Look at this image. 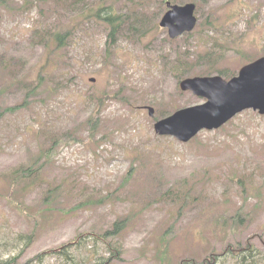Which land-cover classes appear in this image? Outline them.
<instances>
[{
	"label": "rangeland",
	"instance_id": "obj_1",
	"mask_svg": "<svg viewBox=\"0 0 264 264\" xmlns=\"http://www.w3.org/2000/svg\"><path fill=\"white\" fill-rule=\"evenodd\" d=\"M100 2L134 20L135 29L117 34L109 52L107 27L79 14ZM164 8L162 0L0 3L3 256L21 251L15 257L22 264L125 219L114 239L120 258L108 264L200 263L211 252L219 255L216 264H240L223 251L246 243L257 250L254 263L264 264V114L244 110L184 143L154 131L157 119L206 100L179 87L176 52L191 57L217 39L223 45L218 66L235 74L264 54V0H202L198 23L214 26L174 39L157 22ZM63 29L71 32L55 51L45 42ZM104 91L120 98L102 101L92 136L86 121ZM161 103L178 107L161 112ZM52 140L50 162L11 185L12 172L29 166ZM20 234L31 235L26 246ZM98 248L109 256L103 244ZM32 264L63 261L51 254Z\"/></svg>",
	"mask_w": 264,
	"mask_h": 264
},
{
	"label": "trees",
	"instance_id": "obj_2",
	"mask_svg": "<svg viewBox=\"0 0 264 264\" xmlns=\"http://www.w3.org/2000/svg\"><path fill=\"white\" fill-rule=\"evenodd\" d=\"M166 0H162L163 3H165ZM171 2H176L178 0H170ZM3 0H0V3H2ZM191 2H194L196 4V12L198 11V6H200L202 0H191ZM79 14H83V19H90L94 18L99 23L104 24L107 27V52H109V47L114 42L117 34H123V31L125 28L135 29L131 20L127 16H124L125 14H119L113 9V5H103L102 2L98 3L92 8L86 9L82 12H79ZM200 27V29L204 26H214L212 21H206L203 24L200 22L197 25ZM199 30V28H198ZM196 31V30H194ZM70 30L63 29L59 31H54L51 35L49 34V37L45 43L51 42L54 50H58L62 47V44L64 43V36H68L70 34ZM187 33L188 35L192 34ZM213 46L211 48L204 49L202 51L197 52L193 56H188L189 54H181L180 52H176L177 56L175 61L173 62V68L176 73H178V80L184 78V77H190V76H209L212 74H218L225 77H231L235 74V69L233 67L228 66H218L217 60L221 58V51L220 49L223 48L221 46L222 43H219L217 39H214L212 42ZM249 61V60H248ZM244 63V62H243ZM110 97L120 98L118 94H113L110 92L104 91L102 94L96 96V100L98 101L99 107L95 108L96 110L93 112V115L89 117V120L86 122L90 124V133L92 136L95 134L97 128L98 119L101 113L100 105H102V101L104 99H108ZM122 99V98H121ZM124 100V99H122ZM159 106V110L161 112H166L171 109H176L178 106H173L172 108H169V104L161 103ZM14 108V107H13ZM13 108H8L7 110H11ZM6 110V111H7ZM94 119V120H93ZM93 121V123H92ZM75 139H72L71 141H74ZM57 142V140H52V143L50 146L43 147L39 150L37 156L29 166H21L18 167L14 172L15 176L11 177V185L17 183L22 178H29L35 173L36 170L41 168L46 164V162H50V158L52 157V154L54 152V145ZM41 160H43L41 162ZM35 162H39V165H37L36 169L34 167ZM38 164V163H37ZM130 170L127 172V176H131L132 172ZM131 172V173H130ZM244 178L238 177V183H241L242 192L246 193V188H244ZM253 188V187H252ZM255 189V188H253ZM108 196H104V198H107ZM46 201L49 202V198L46 197ZM125 227V219H119L112 225L111 228L105 229L99 233H81L79 234L73 243L70 244H63L59 246L57 249H50L43 251L41 253H38L37 256H33L32 258L28 259L22 264H32L35 261L42 262L43 256L56 254L57 256H60L62 258L63 264H108L114 259L120 258V246H116L117 244L114 242V239L118 236V234L123 230ZM17 239L19 241H24V245L28 244L31 239V235H18ZM87 244L90 246L88 249H86L85 252H79L81 250V246ZM103 244L105 247V250L108 251L109 256L103 257L99 253L98 245ZM1 246V241H0ZM2 247V246H1ZM0 247V264H17V258L18 255H9L8 257L3 256L2 249ZM226 253L232 254L236 256L240 261V264H255L253 260L257 254V250L251 248L249 246V243H246L243 247L239 246L235 249L225 248ZM7 254V253H5ZM16 256V257H15ZM219 255H215L214 253H210L209 257L202 259V261H199L200 263H197L194 261V259L190 258L187 261H183L180 264H216L218 260Z\"/></svg>",
	"mask_w": 264,
	"mask_h": 264
},
{
	"label": "water",
	"instance_id": "obj_3",
	"mask_svg": "<svg viewBox=\"0 0 264 264\" xmlns=\"http://www.w3.org/2000/svg\"><path fill=\"white\" fill-rule=\"evenodd\" d=\"M166 11L159 25L167 29L170 38L191 31L196 25L195 4L166 2ZM182 90L206 98L194 106L180 108L155 122L154 131L170 135L180 142L190 141L201 129H215L238 112L252 108L264 113V56L241 66L238 75L224 80L218 75L188 77L180 80ZM149 114L153 109L149 108Z\"/></svg>",
	"mask_w": 264,
	"mask_h": 264
}]
</instances>
